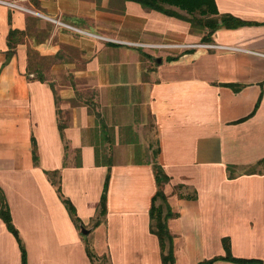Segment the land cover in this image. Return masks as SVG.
Here are the masks:
<instances>
[{"label":"crops","instance_id":"crops-1","mask_svg":"<svg viewBox=\"0 0 264 264\" xmlns=\"http://www.w3.org/2000/svg\"><path fill=\"white\" fill-rule=\"evenodd\" d=\"M39 2L0 0V189L28 264H94L88 248L108 264H163L155 164L169 177L175 264L226 256L225 239L264 263V0H215L244 24L207 41V28L135 1ZM11 29L26 36L8 59ZM33 50L50 62L44 80ZM0 264H23L1 216Z\"/></svg>","mask_w":264,"mask_h":264},{"label":"trees","instance_id":"trees-1","mask_svg":"<svg viewBox=\"0 0 264 264\" xmlns=\"http://www.w3.org/2000/svg\"><path fill=\"white\" fill-rule=\"evenodd\" d=\"M130 1H135L141 4L144 8L150 10H155V11L157 10L169 16H176L179 18H183L185 20L190 21L192 25L198 26L199 28H207L209 32L203 38L206 41L210 40L212 34L222 26L238 27L244 24L243 21L238 20L232 16L220 15L215 0H130ZM31 2L34 4L35 7L37 8L40 7L39 0H31ZM167 6L177 7L181 9L182 11H185L188 15H190L191 18H187L184 15H181L180 13L176 12L175 10L167 8ZM197 14L200 15L201 18H197L196 17ZM203 18L206 19L202 20ZM25 36H26V32H21L15 29L10 30L8 35V46H9V50L7 52L8 59L16 51L17 45L24 41ZM39 79L44 80V77L40 72H39ZM91 106L93 108H96L94 102H91ZM97 116L100 117V114L97 113ZM59 127L60 130H64L66 124L60 121ZM99 153H100V149L97 150V163L106 165L109 168H111L112 165L111 161H107V162L102 161L103 159L99 157L100 155ZM155 170H156L158 191L154 197L153 206L150 212V216L152 220L151 230L160 239L163 264H175L176 259L174 255V245H173L174 240L168 227V220L169 218L174 216V213L171 211V208L167 202V197L163 191V187L165 183L169 181V177L165 174L163 168L160 165L155 164ZM53 175L56 176L57 173H54ZM109 180H110V175H108L106 178L104 190L102 193L101 202H100V215H104L107 210V194H108ZM52 182H54L55 184L57 183L56 180H54L53 178H52ZM57 190L64 204L70 211L72 218H74V220L77 222L78 218L76 217V209L73 203L62 195L61 187L58 185H57ZM158 200H161L162 203L157 204ZM0 216L7 224L10 231H12L15 234V236L17 237L20 243L22 249L23 264H28L26 250L21 242L17 229L13 225L7 200L1 189H0ZM224 245L227 251L226 256L215 257L210 260H205L200 264H214L218 260H227L242 264H264L261 260H253V259L245 260V259H239L233 257V255L231 254L230 244L228 239L224 240ZM88 253L95 264V260H98V258L96 257V255L92 253V251L89 248H88Z\"/></svg>","mask_w":264,"mask_h":264},{"label":"rangeland","instance_id":"rangeland-1","mask_svg":"<svg viewBox=\"0 0 264 264\" xmlns=\"http://www.w3.org/2000/svg\"><path fill=\"white\" fill-rule=\"evenodd\" d=\"M197 18H201L200 15H196ZM206 18H203L202 20H205ZM38 35H42L38 33ZM44 35V34H43ZM49 61L45 58V59H42L40 57V55L38 53H36L34 50L31 52V65H32V69L33 71H35L37 74L39 72H42V69H41V64H44V65H49ZM35 74V75H37ZM107 153H108V150L107 149H102V156H107ZM264 167V166H263ZM158 204H161V200L158 201ZM97 264H108V261L105 259V258H100L98 259V262Z\"/></svg>","mask_w":264,"mask_h":264},{"label":"built area","instance_id":"built-area-1","mask_svg":"<svg viewBox=\"0 0 264 264\" xmlns=\"http://www.w3.org/2000/svg\"><path fill=\"white\" fill-rule=\"evenodd\" d=\"M9 4V3H8ZM14 5V4H13ZM15 7H18V8H21V9H24V10H28L24 7H21V6H18V5H14ZM28 11H31V10H28ZM131 45H134V46H139V47H156V45H152V44H140V43H130ZM183 47H185V45H182ZM200 46H203V47H209V48H214V47H217V45L215 44H200ZM162 48H172V47H180V46H176V45H168V44H164L161 46Z\"/></svg>","mask_w":264,"mask_h":264},{"label":"water","instance_id":"water-1","mask_svg":"<svg viewBox=\"0 0 264 264\" xmlns=\"http://www.w3.org/2000/svg\"><path fill=\"white\" fill-rule=\"evenodd\" d=\"M156 62L158 63V64H161L162 63V58H157L156 59ZM82 232H83V234H89L90 233V231L89 230H87L86 228H82Z\"/></svg>","mask_w":264,"mask_h":264}]
</instances>
